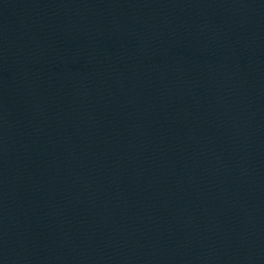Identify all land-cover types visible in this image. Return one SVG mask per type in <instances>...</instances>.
Masks as SVG:
<instances>
[{
	"label": "water",
	"instance_id": "95a60500",
	"mask_svg": "<svg viewBox=\"0 0 264 264\" xmlns=\"http://www.w3.org/2000/svg\"><path fill=\"white\" fill-rule=\"evenodd\" d=\"M0 264H264V182L2 232Z\"/></svg>",
	"mask_w": 264,
	"mask_h": 264
}]
</instances>
